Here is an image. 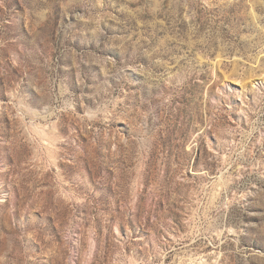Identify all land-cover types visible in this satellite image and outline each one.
I'll return each instance as SVG.
<instances>
[{
    "label": "rangeland",
    "instance_id": "obj_1",
    "mask_svg": "<svg viewBox=\"0 0 264 264\" xmlns=\"http://www.w3.org/2000/svg\"><path fill=\"white\" fill-rule=\"evenodd\" d=\"M0 264H264V0H0Z\"/></svg>",
    "mask_w": 264,
    "mask_h": 264
}]
</instances>
